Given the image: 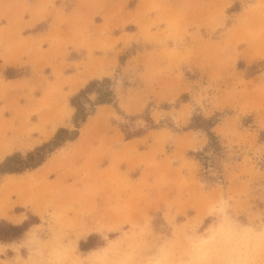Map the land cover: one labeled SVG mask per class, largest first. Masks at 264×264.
I'll return each mask as SVG.
<instances>
[{"label":"rangeland","instance_id":"374dc122","mask_svg":"<svg viewBox=\"0 0 264 264\" xmlns=\"http://www.w3.org/2000/svg\"><path fill=\"white\" fill-rule=\"evenodd\" d=\"M105 4L98 1L100 9ZM125 7L103 12L118 17L113 27L137 30L116 38L127 48L117 69V51L103 59L88 52L86 59L66 62L67 47L84 42L80 33L58 34L54 53L33 57L42 61L28 78L13 80L25 70L5 68L28 56L23 38L8 43L2 55L0 163L11 155L12 167L44 160L0 172V264H175L187 234L223 226L222 200L232 216L252 229L264 228V0L175 6L149 0L134 12ZM116 40L107 35L97 46L112 51ZM143 48L148 51L137 54ZM132 53L137 56L128 63L142 57L144 73L130 66L121 71ZM87 66L93 72L84 76ZM187 67L200 69L196 85L207 84L198 91L188 81L176 90L167 87V72L179 81L185 72L190 76ZM212 85L230 88L201 94ZM188 93L199 104L212 98L219 111L191 115L190 103L182 111L158 108L162 100L173 105ZM174 112L175 122L191 116L186 126L167 120ZM172 162L178 166L169 170ZM246 260L264 264V248Z\"/></svg>","mask_w":264,"mask_h":264},{"label":"crops","instance_id":"0c3cea01","mask_svg":"<svg viewBox=\"0 0 264 264\" xmlns=\"http://www.w3.org/2000/svg\"><path fill=\"white\" fill-rule=\"evenodd\" d=\"M98 1L99 0H0V66L4 63L2 55L9 51L7 49L8 43L15 44L16 40H18L19 38H23L25 43L27 44V53L33 54V56L27 54L28 56L22 57L21 62L15 63V66L13 64H10L6 65L5 68H22L25 70L24 73H21L20 75L11 78L13 80L21 76H25L27 78L31 77V69H38L42 61V58H37L36 60H33V57H39L38 55L41 54L40 56L47 58V56L45 55H50L54 53L56 47L60 44L58 34L64 36L66 35L72 38L73 36H77L79 33L83 36L84 42L82 43L81 47H75L73 45L67 47L66 53L68 54L65 58L66 62L86 59L88 52H90L91 55H93L94 57L103 59L109 55H112V53H114L113 51H117L116 66L117 64L118 66H120L119 58L121 57V55H123L127 48L123 46V43L121 41H117L116 38L121 36L123 32L132 33L136 32L137 30L136 27L131 28V30L128 31L123 29L124 26L113 27L112 24L118 21V17H103V12L107 9L117 8L119 5H126V7L124 8L125 11L131 10L132 12H134V10H136L137 8H143L149 0H105L106 7L104 9H100ZM168 1L173 6L177 5V3L180 2H183L184 4H192L193 2H195V4L202 3V0H190L188 2H185V0ZM23 6H27L28 9L23 10ZM123 16L124 14L119 13V17ZM131 25H134V23H131ZM107 35H109L110 38L116 40L114 49L112 51L97 46L99 38H105ZM31 38H34L35 40H32ZM48 38L54 39L55 43L53 44V46H51L47 42ZM40 39H42V41L40 44H38V40ZM133 42L131 44H133ZM170 46L171 45H168V48H170ZM16 48L12 50L14 52L16 50L18 51V49L20 48L19 43L16 44ZM144 51L147 52L148 49L143 48V50L137 51V54L145 53ZM137 54L132 53L131 56H128L125 59L126 62L121 64V71L123 69H126L127 66H130V68H132L134 71L144 73L146 67L141 61L142 57H139V60L137 62L136 60H132L130 63H128V59L134 58L135 56H137ZM55 57V64H59L60 58L58 56ZM51 59H53V57ZM118 66L116 67V69L118 68ZM112 67L113 66H110L109 69L112 70ZM48 69L51 73L50 67L46 65L44 71H48ZM92 70V68H89L87 66V68H85L83 72V75L85 76L88 71L93 72ZM187 70L190 73V76H188L187 72H185L186 74L183 73V77L182 79H179V81H176V79H174V76L167 72V78H165L167 79V87L174 84L175 89L173 90H176L182 84L183 81H188L192 86V90L198 91L199 89H201V85L205 86L207 84L206 82H202L201 85L195 84V81L198 80V78L201 76L200 69H198L197 67H187L186 71ZM72 72V69L66 70V74ZM99 76L100 73H96L93 76L87 77L86 81L90 78ZM213 86L214 85H212V89H208L207 91L202 90L201 94H207L210 97V95L212 94L218 95V92L222 94L230 88L228 85L226 87L221 86V90L218 91L215 90ZM181 94L182 92H180V95ZM188 95L189 97L187 99L177 100L175 102L176 104L173 105L172 103H169L168 99L162 100L161 103L158 105V108L164 111H169L172 108H174L176 111H182L186 104L190 103L192 105L191 115L193 112H197L205 116L204 111H211L212 116L219 111V109H214L213 105L211 104L210 101L212 100V98H203L201 100V103L199 104L195 103L192 100V97L189 93ZM149 98L153 99L152 96H150ZM231 114L233 113L229 112L227 115L229 116ZM178 115L179 113L174 112L171 118L168 117V115L166 118L170 122H173L174 125L179 128H181L183 125L186 126L191 116H188L185 123L180 121H173V117H177ZM220 118H224V116H220ZM221 122L222 120L218 121L215 125L211 127V129H214L215 126L219 125ZM189 131L197 132L201 130H199V128L197 130L185 129L181 130V132L172 131V133L174 132L175 134L179 135ZM198 137L204 138L205 143L208 142V138L206 135H202L201 133V135ZM162 158L163 157L158 159L159 167L162 166ZM177 166L178 165L176 162H172L170 164L171 168H169V170L172 168H177Z\"/></svg>","mask_w":264,"mask_h":264},{"label":"clouds","instance_id":"9594fccd","mask_svg":"<svg viewBox=\"0 0 264 264\" xmlns=\"http://www.w3.org/2000/svg\"><path fill=\"white\" fill-rule=\"evenodd\" d=\"M230 207L228 201H220L224 223L217 231L202 227L197 236H185L186 248L175 264H247L249 254L264 248V228H250L231 215Z\"/></svg>","mask_w":264,"mask_h":264},{"label":"trees","instance_id":"16d2710c","mask_svg":"<svg viewBox=\"0 0 264 264\" xmlns=\"http://www.w3.org/2000/svg\"><path fill=\"white\" fill-rule=\"evenodd\" d=\"M94 81V80H93ZM93 81H91V83H93ZM72 102V100H71ZM108 102H110V100H108ZM73 105H75L74 102H72ZM77 109H79V107L77 106ZM61 131L64 130V129H60ZM43 147V146H42ZM37 150H41V147L37 148ZM34 154V152H30L28 153V156H32ZM15 157V155H11V156H8L2 163H0V172L3 173V172H18V171H22L26 168H30V167H34L38 164H40L43 160H44V157H39L37 159V161L33 164H24V165H21L20 167H12L9 165L10 161L12 160V158ZM10 229H14L16 228V226H12L10 225L9 226ZM0 239L4 240L3 236L0 235ZM80 245H82V242L80 243Z\"/></svg>","mask_w":264,"mask_h":264},{"label":"bare ground","instance_id":"6f19581e","mask_svg":"<svg viewBox=\"0 0 264 264\" xmlns=\"http://www.w3.org/2000/svg\"><path fill=\"white\" fill-rule=\"evenodd\" d=\"M20 219H21V218L12 219V221H13V222H18V221H20ZM217 226H218V224H217ZM217 226H216V227H217ZM217 229H218V227H217ZM214 230H215V228H214ZM214 232H215V231H214Z\"/></svg>","mask_w":264,"mask_h":264}]
</instances>
